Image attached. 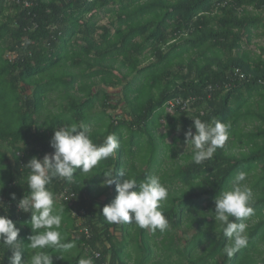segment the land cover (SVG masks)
<instances>
[{"label":"trees","instance_id":"16d2710c","mask_svg":"<svg viewBox=\"0 0 264 264\" xmlns=\"http://www.w3.org/2000/svg\"><path fill=\"white\" fill-rule=\"evenodd\" d=\"M29 1L24 8L0 0V202L7 206L0 215L20 229L18 240L26 246L33 234L31 214L17 208L28 194L29 170L24 166L53 152L49 142L55 129L90 125L89 115L97 108L107 122L89 130L92 141L101 144L115 135L120 145L97 178L113 167L129 172L138 184L157 176L165 187L179 183L181 188L172 187L162 203L167 229L154 232L108 222L102 209L112 201L100 202V194L94 195L97 178L85 184L77 169L71 182L54 180L55 199L72 194L69 201L55 202L64 207L62 227L69 236L63 242L76 247L70 256L53 252V264H78L80 258H91L93 264H148L150 242L160 236L167 264H264V250L259 258V245L264 247V56L251 57L245 49L253 38H264V0ZM103 15L112 20L113 33L98 25ZM109 88L121 94V103L111 102L105 91ZM53 93L55 107L49 100ZM175 98L194 102L189 111L168 115L165 103ZM251 102L258 112L242 115ZM250 116L261 124L243 135L242 120ZM196 118L229 126L224 146L200 165L192 162L183 135ZM184 146L186 152L179 154ZM138 148L145 151L141 157ZM248 148L255 150L246 153ZM124 155L133 162L130 167L122 162ZM241 172L255 196L254 214L244 220L248 244L243 254L252 249L256 260L246 263L223 252L228 241L212 213L215 197ZM182 227L194 233L179 248L174 232ZM83 228L89 238L77 233ZM129 244L139 255L133 262L126 251ZM11 255V249L0 247V264H9Z\"/></svg>","mask_w":264,"mask_h":264},{"label":"clouds","instance_id":"9594fccd","mask_svg":"<svg viewBox=\"0 0 264 264\" xmlns=\"http://www.w3.org/2000/svg\"><path fill=\"white\" fill-rule=\"evenodd\" d=\"M228 129L229 126L219 120L209 123L199 118L193 119V126L183 132L185 144L192 149V162L200 165L209 160L217 148L223 147L228 140ZM177 131L182 129L178 128ZM49 143L53 149L51 154H45L42 159L33 157L24 166L29 170L26 181L28 194L19 199L17 208L31 214L33 234L28 237L26 246L22 240H18L20 229L7 215H0V247L12 250L9 264H53V252L68 253L76 247L75 242H63L64 237L59 229L64 207L56 204L51 185L56 179L71 182L77 169L81 175L90 173L102 161L112 157L120 146L115 135H108L101 144L94 143L89 128L83 124L55 129ZM123 176H126L123 171L111 169L103 173L101 187L115 185L117 193L112 202L103 207V217L110 223L135 224L154 232L167 229L168 220L161 206L167 200L169 191L159 177H146L139 184L135 178L129 177L118 182L117 177ZM245 179L246 173H238L232 186L220 192L214 200L215 210L212 213L228 241L223 252L229 258L248 244L244 220L254 214V209L251 206L252 190L242 184ZM0 185L3 183L0 182ZM10 199L16 200L15 193L10 194ZM0 210L7 212L3 202H0ZM83 231L87 233L88 230L85 228ZM28 250L32 252L30 256ZM25 252L27 259L23 258ZM78 264H93V260L80 258Z\"/></svg>","mask_w":264,"mask_h":264},{"label":"rangeland","instance_id":"374dc122","mask_svg":"<svg viewBox=\"0 0 264 264\" xmlns=\"http://www.w3.org/2000/svg\"><path fill=\"white\" fill-rule=\"evenodd\" d=\"M245 49H247L251 53V57L264 56V52L261 51V49H263V51H264V38H253L252 43L247 48L245 47ZM108 93L110 95L111 102L116 103V102H118L117 99H119L121 101V99H120L121 98V94L119 92L117 93L115 90H110V92H108ZM49 100H51L53 102V103H51V105L54 104L53 106L55 107V105L57 104V101H58V98H56V93L51 94L49 96ZM120 101L118 103H121ZM243 109L244 110L242 111L243 112L242 115H245L247 113H249V114L252 115L253 113H257L258 112L257 107L254 106L252 103L244 106ZM120 111L121 110L119 109V110H117L118 113L117 112L116 113L119 114ZM112 112H115V111H112ZM90 120H91V122H92V120L93 121L95 120V122H97V124H98V127L97 128L102 129L104 127V124H106V122H107V117H105L103 114H101L100 113V109H99V110H97V113L95 114V116H93L92 118H90ZM242 122L245 124L246 129H245V131H243L244 129L239 130V132L241 134H243V135H246L247 132H251L249 130L251 126H252L251 127L252 129H256L261 124L260 121H258L256 119H253L252 116L247 117V118H244L242 120ZM89 129L91 130V129H95V128L89 127ZM163 131H164V129L163 128H160L159 132L162 133ZM177 134H178V132L176 133V135ZM168 143H170L169 140H168ZM141 144L143 146H145V140H143V143H141ZM187 147L188 146L180 147V153L179 154L185 153ZM250 150H255V149L254 148H248V150H246V153L249 152ZM122 151L125 152L124 149ZM138 151H139V156L140 157L145 154V151L143 149L138 148ZM115 155H116V152H115V154L112 157L114 158ZM125 160L131 161V160L128 159V156H125L124 155V158L122 159V162L125 163ZM128 161H127V163H128ZM176 161H179V159L176 160ZM166 163H170V162L167 161ZM104 164H105V161H102L97 166V168H95L94 170H92L90 173L81 175L80 174V171H79V173H77V174L78 175L80 174L79 176L81 177V180L83 181V183L89 184V183H91V180H94L95 178H97V171ZM125 164H124V166H125ZM130 164L131 163H129V167H130ZM124 168H126V167H124ZM110 169L112 170L113 167H111ZM163 169H167V168H163ZM125 175L126 176H123V178H122V180L120 182H123V180L126 179L127 177L131 178L129 172L127 174L125 173ZM103 179H104V177L103 178H97L95 180V182L92 184L93 193H94L95 196H97L98 194H100L99 196H97L100 199L99 200L100 202H103V199H104L103 197H106V198H108V199H110L112 201L116 197V195H117V193L115 191V185H113L111 187H103L102 188L101 187V184L103 182ZM242 184L244 186H246V187H249L248 180H244L242 182ZM172 187H173V189H180L181 188V186L179 185V183L177 185H175V184L172 185ZM171 188H167L168 191H170ZM254 198H255V196L253 194L252 200H254ZM55 201H59V199L57 198V199H55ZM79 224H80V220L77 221V225H79ZM59 230L61 231L62 236L64 238L67 237V236H69V234H66L65 233V226H63V227L61 226V228ZM77 233H79V231ZM148 233H150V231H148ZM193 233H194L193 230L187 231L183 227L180 230L175 231L174 232V237H175V239H174V245L177 246V247H179V248L183 247L185 245V241L188 240ZM114 235L116 236V238L118 240H120V233L116 232V233H114ZM134 237H135V235H134ZM161 239H162V236H160V237H158L155 240H153V241L150 242L152 255H151V258H150L148 264H167V263H169V261H167L165 259V256H166L167 253L164 252L163 247L160 244ZM244 248H242L237 253H235L238 256L239 262L246 263V262H248V260H251V259L254 260L255 258L253 257V250L250 249L249 252H248V254L244 255L245 254L244 253ZM259 250H261V252H260L261 255H260L259 258H262L263 257L264 247H262V246L259 245ZM126 251H128V253L131 255V262H133L135 260V258L136 259L139 258V255L136 257V252H135V250H132L131 244H129V246H128V248H127ZM56 253H58L61 256H67V255L70 256V255H73L75 253V251L74 250H71L70 252L63 253V254H61L60 252H56ZM175 259H176L175 256H173L172 257V260H175ZM182 263L183 264H186L185 260H183Z\"/></svg>","mask_w":264,"mask_h":264},{"label":"built area","instance_id":"2783aa9c","mask_svg":"<svg viewBox=\"0 0 264 264\" xmlns=\"http://www.w3.org/2000/svg\"><path fill=\"white\" fill-rule=\"evenodd\" d=\"M13 1L16 4H19V5L23 6L24 8H28L29 5H30V1L29 0H13ZM234 74H235V76H237L238 80H243L244 79L243 74H240L237 70L235 71ZM193 102H194L193 98H188L186 100L175 98V99H171V100L167 101L165 103L164 109H165V112L168 115H172L176 111H180V112H184L185 111L186 112V111H189L191 109V105L193 104ZM71 198H72V194L71 195H66L65 193L58 197L59 200L63 199L65 201H69ZM83 229H85V228H83ZM83 229H81L79 231V233L84 235L86 238H89V236H90L89 232L87 231V233H85L83 231ZM93 256H94L95 259L99 258V254L98 255H94V253H93ZM107 264H108V262H107Z\"/></svg>","mask_w":264,"mask_h":264},{"label":"crops","instance_id":"0c3cea01","mask_svg":"<svg viewBox=\"0 0 264 264\" xmlns=\"http://www.w3.org/2000/svg\"><path fill=\"white\" fill-rule=\"evenodd\" d=\"M101 15V14H100ZM112 22V20L111 19H109V17L108 16H101V18H99V22H98V25H100V26H104V27H108V28H110V30H111V32L113 33V28H111L109 25H110V23ZM251 43H252V41H251ZM261 51H262V49H261ZM91 72H93L94 70L92 69V70H90ZM95 90V89H94ZM110 90H113V89H106L105 91H106V93L107 94H109L108 92H110ZM116 91V90H115ZM121 99V98H120ZM254 100H256V99H254ZM117 101L119 102L120 100L119 99H117ZM253 105H255L254 104V102H251ZM243 104V103H242ZM120 105H122V104H120ZM97 108H95L94 110H93V112H92V114H90L89 115V117L91 118V117H93V116H95V114L97 113ZM89 118V119H90ZM87 127L89 128V127H93V128H97V122H95V120L93 121L92 120V122H91V124L89 125H87ZM95 129H89L91 132L93 131V130H95ZM169 142H170V140H169ZM128 160H125V162H127ZM128 162H132V161H128ZM133 163V162H132ZM104 199H103V201L106 199V197H103ZM98 200H100V199H98ZM71 232H72V230H69V233H70V235H71Z\"/></svg>","mask_w":264,"mask_h":264}]
</instances>
